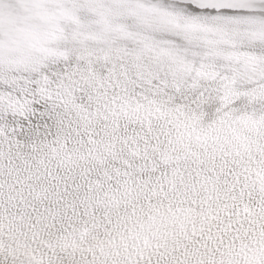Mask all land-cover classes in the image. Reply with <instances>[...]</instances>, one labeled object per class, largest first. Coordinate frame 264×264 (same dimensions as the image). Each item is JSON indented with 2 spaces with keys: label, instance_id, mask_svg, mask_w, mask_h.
Segmentation results:
<instances>
[{
  "label": "snow or ice",
  "instance_id": "1",
  "mask_svg": "<svg viewBox=\"0 0 264 264\" xmlns=\"http://www.w3.org/2000/svg\"><path fill=\"white\" fill-rule=\"evenodd\" d=\"M0 264H264V0H0Z\"/></svg>",
  "mask_w": 264,
  "mask_h": 264
}]
</instances>
